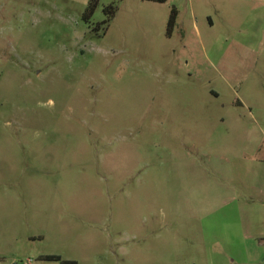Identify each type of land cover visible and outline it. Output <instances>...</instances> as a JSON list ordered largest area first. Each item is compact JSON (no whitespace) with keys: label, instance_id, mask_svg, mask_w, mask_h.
<instances>
[{"label":"rangeland","instance_id":"1","mask_svg":"<svg viewBox=\"0 0 264 264\" xmlns=\"http://www.w3.org/2000/svg\"><path fill=\"white\" fill-rule=\"evenodd\" d=\"M90 5L0 0V264H264V0Z\"/></svg>","mask_w":264,"mask_h":264},{"label":"trees","instance_id":"2","mask_svg":"<svg viewBox=\"0 0 264 264\" xmlns=\"http://www.w3.org/2000/svg\"><path fill=\"white\" fill-rule=\"evenodd\" d=\"M151 1L165 2L166 0H151ZM95 2H96V0H91V5L90 6L93 7ZM176 16H177V9H176L175 6H172V8L170 10L169 17H168V21H167V28L168 29H170L174 25ZM46 257L47 258H57V259H59V256H57V255H47Z\"/></svg>","mask_w":264,"mask_h":264}]
</instances>
